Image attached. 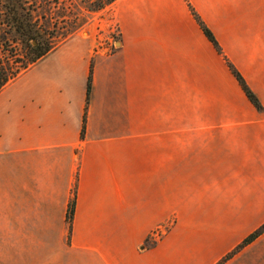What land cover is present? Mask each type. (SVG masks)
I'll return each mask as SVG.
<instances>
[{"label":"crops","instance_id":"crops-1","mask_svg":"<svg viewBox=\"0 0 264 264\" xmlns=\"http://www.w3.org/2000/svg\"><path fill=\"white\" fill-rule=\"evenodd\" d=\"M113 5L119 39L110 54L75 35L0 90V264L200 262L197 244H219L216 205L261 193L264 0ZM225 84L244 110L213 107ZM188 86L212 107L188 113ZM173 215L155 242L151 233Z\"/></svg>","mask_w":264,"mask_h":264},{"label":"trees","instance_id":"trees-1","mask_svg":"<svg viewBox=\"0 0 264 264\" xmlns=\"http://www.w3.org/2000/svg\"><path fill=\"white\" fill-rule=\"evenodd\" d=\"M117 0H0V90L16 79L56 47V41L65 40L82 28L89 16L113 5ZM204 37L217 53L219 47L212 34L198 17L191 14ZM35 46H32V43ZM242 93L257 111L262 108L255 95L246 86L234 68L227 64ZM90 94L89 83L86 100ZM71 203L67 211L70 224ZM264 233V225L250 234L239 246L243 248Z\"/></svg>","mask_w":264,"mask_h":264},{"label":"rangeland","instance_id":"rangeland-1","mask_svg":"<svg viewBox=\"0 0 264 264\" xmlns=\"http://www.w3.org/2000/svg\"><path fill=\"white\" fill-rule=\"evenodd\" d=\"M187 7L190 14L194 13L189 5H187ZM75 35H78L81 38H87L88 36L91 37L95 42L93 48H97L99 51L102 50L105 54H110L111 50L114 49L115 42L119 39V22L116 5H111L99 13L89 16L86 24L82 28L75 31L65 40H57L56 46ZM217 54L222 58V61L227 67V64L230 63L223 56L222 52ZM228 72H230L229 69ZM191 87L188 86L187 88L188 113L194 112V108H199L201 106L203 108H211L212 106L210 102L208 103L204 97V100L201 99L202 101L199 98L194 99V91L193 87ZM221 88H223L225 92L220 91L218 102L217 100L212 102L213 107L227 109L234 104V107L238 110L245 109V105L239 101L238 97L231 98V96H233L232 94H234L235 91L237 92V88L234 89L231 84H225L221 86ZM202 119L205 122L206 118L203 117ZM217 119H220L221 122L223 121L222 118ZM187 120L188 124L202 122L199 118L195 121L194 116H188ZM195 135L196 133H188V151L190 149L194 151ZM261 183L262 190H260V195L257 196L255 191L251 192L245 205L237 202L235 196L232 205L231 202L227 204L228 206L220 202L216 205V215L219 220V244L217 246H211L205 242L201 245L197 244L195 247L197 250L199 247L201 248L204 259L200 262H194L192 260L189 261L188 264H264V233L251 244L238 249V246L247 238V236H249V234L257 231L264 225V181ZM253 188H251V190ZM242 220L243 223H245V226L248 225L250 228H246L245 226L242 227ZM174 223L175 219L173 215L164 225L161 226V228L155 229L150 237L157 242L162 235L174 225ZM216 247L218 248V257L216 259H206V256H208L212 250L215 251Z\"/></svg>","mask_w":264,"mask_h":264},{"label":"water","instance_id":"water-1","mask_svg":"<svg viewBox=\"0 0 264 264\" xmlns=\"http://www.w3.org/2000/svg\"><path fill=\"white\" fill-rule=\"evenodd\" d=\"M32 46H35V43L34 42L32 43Z\"/></svg>","mask_w":264,"mask_h":264}]
</instances>
